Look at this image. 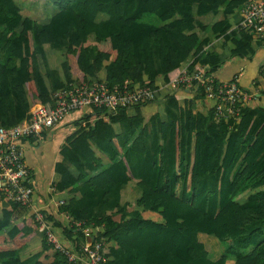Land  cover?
<instances>
[{
  "label": "trees",
  "instance_id": "16d2710c",
  "mask_svg": "<svg viewBox=\"0 0 264 264\" xmlns=\"http://www.w3.org/2000/svg\"><path fill=\"white\" fill-rule=\"evenodd\" d=\"M248 1L55 0L58 12L39 25L21 18L12 0H0V127L29 122L31 108L54 107V94L72 84L104 83L113 91L126 82L129 89L157 90L158 77L169 83L168 76L183 68L192 75L200 65L206 74H214L222 63L208 50V36L202 35L225 37L227 17ZM219 12L224 18L211 26L197 20ZM99 14L107 16L104 23H97ZM246 36L232 35L233 55L253 54ZM48 44L65 47L63 81L53 73H39V49ZM178 88L195 91L194 100L201 101L205 113L196 112L191 99L180 105L172 94L165 100L167 121L155 116L146 125L141 109L157 100V92L154 101H141L114 115L91 109L90 118L98 120L67 138L61 150L64 161L55 166L60 177L55 191L70 193L61 209L102 227L106 264H264V113L244 106L238 118L215 123L216 101L207 100L202 88ZM112 124L122 125L125 133L112 135L107 130ZM92 142L109 158L106 167ZM129 180L139 189L131 210L120 204L119 196ZM255 189L243 204L237 202L242 193ZM78 201L83 202L74 213L72 203ZM10 205L12 210L19 206ZM31 220L0 237V264H44L38 255L20 259L37 241ZM56 225L64 239L79 245L80 234L61 222ZM204 236L217 242V258H211ZM42 238L41 253L52 250ZM52 253V262L45 264H71Z\"/></svg>",
  "mask_w": 264,
  "mask_h": 264
},
{
  "label": "crops",
  "instance_id": "0c3cea01",
  "mask_svg": "<svg viewBox=\"0 0 264 264\" xmlns=\"http://www.w3.org/2000/svg\"><path fill=\"white\" fill-rule=\"evenodd\" d=\"M16 6L19 8V15L21 18L30 19L36 22L39 25H45L48 21L58 12V8L55 6V0H12ZM245 6V5H244ZM244 6L236 9L233 15L227 17L229 22V29L226 32V36L220 38H213L211 33L208 35H202V38L208 36L210 42L208 46V50L213 49L221 61L220 67L217 71L212 74L218 81L228 82L233 80L235 77H238L239 87L246 92H252L255 94V100L249 103L246 107L256 109L261 113H264V40H258L255 35L251 33H247L246 38L250 40L251 47L254 52L252 55H233L232 51L234 50L233 44L231 43V37L234 34L235 37H241V32L235 30V26L239 23L242 17V12ZM107 18L106 15L99 14L97 23H104ZM224 18L222 12L217 13L216 15H206L197 20L205 25L211 26L212 24L219 22ZM20 30V27L17 28V32ZM92 37V36H91ZM89 41L92 45L95 44L94 38H90ZM40 53L38 54V69L41 75L43 74H51L57 76L59 80L63 81V74L61 71V65L65 61L64 53L65 47L55 48L52 45H43L39 49ZM185 66V65H183ZM193 69L198 71L200 69L206 71V67H201L200 65H196ZM176 73L178 71H175ZM171 75V74H170ZM169 77V83H164L162 77H158L156 80L157 86V100L152 104H149L141 109L144 123L148 125L151 122L153 117H158L161 122L167 121V110L165 108V100L168 96L174 95L176 97H181L179 100L180 105H183L184 100L191 99L195 102V111L200 113H205L204 108L202 107L201 101H195V91L181 88H173L171 83V78ZM99 79H103V74H98ZM39 106H43L41 104L35 105L30 109L29 115L32 119L33 113L36 108ZM93 115L91 110H84L80 112H73L69 116H67L62 122L58 123L55 127L50 130L43 131L40 135L36 137H32L29 139H25L22 141L23 149H24V161L26 164L28 176L25 182V185L29 187L33 192V200L30 207H22L15 206L12 210L11 203L6 202L0 196V237H5L7 234H11L15 226L23 222L24 220L32 219L33 220V208H38L42 211V213L46 216L47 222L51 230L60 236H63L62 233L57 228L56 222H61L62 225H65V222L62 220L61 211L67 212L73 219L74 214L72 215L61 208L55 207L51 201L54 200H64L67 202L69 200L68 195L70 193L69 190L66 192H57L55 191V182H60V177L55 173V166L57 163H61L64 161L61 156V150L65 146V141L68 137L73 134H76L80 131V129L86 127L87 125L93 124L94 121L98 119H91L90 117ZM100 116L99 118H102ZM229 117H222L219 120H223L227 122ZM218 120V121H219ZM215 123L218 121L213 118ZM26 122V121H23ZM21 122V123H23ZM109 129L112 135L119 136L120 134L125 133L123 130V126L119 124H112L109 126ZM85 128V129H86ZM150 133L152 128H149ZM92 150L95 153V156L102 162V164L106 167L110 164V160L107 156H104L100 152V148L98 144L92 142L91 143ZM67 161V160H66ZM68 165V163H67ZM70 167V166H69ZM238 168V167H237ZM84 173L90 175V171L87 167H84ZM73 174L76 175L74 169ZM56 182V183H57ZM58 182V183H59ZM54 190V191H53ZM128 191H134L135 193H139V189L136 186L135 180H129L123 187L119 188V196H120V204H128L126 202H122L124 198V193ZM257 190H247L242 193L238 198L237 202L243 204L247 197L251 194L256 193ZM89 192L87 191L85 195ZM79 196H76L75 201L78 200ZM85 201V199H84ZM83 201H78L72 203V211L75 213L77 208L80 206V203ZM86 203V201H85ZM65 207V205L63 206ZM11 212V213H9ZM115 212V209L106 211L104 215H111ZM5 214H9L10 217L8 219H3ZM145 217L150 218L156 223H162V219L155 214L145 213ZM76 220V219H74ZM83 221V220H78ZM86 221V220H85ZM87 222V221H86ZM35 224V222H34ZM88 225H93V223H88ZM101 227V226H99ZM31 227H27V231L31 230ZM102 229V228H101ZM102 232V230H101ZM100 232V235L102 234ZM35 235L37 236V241L34 245L20 254L21 260H29V258H33L38 255V262L41 263H51L53 259V250L58 252L56 249L49 250L47 252L41 253V242L43 241L41 233L36 229L34 230ZM100 239V236H99ZM103 242V241H102ZM71 242L66 240L65 245H70ZM212 244V243H211ZM222 246V250H223ZM62 255L60 252H58ZM64 256V255H62ZM65 257V256H64ZM66 258V257H65ZM67 260V258H66ZM68 261V260H67ZM69 262V261H68ZM70 263V262H69ZM234 262H228V264H233ZM68 264V263H67Z\"/></svg>",
  "mask_w": 264,
  "mask_h": 264
},
{
  "label": "built area",
  "instance_id": "2783aa9c",
  "mask_svg": "<svg viewBox=\"0 0 264 264\" xmlns=\"http://www.w3.org/2000/svg\"><path fill=\"white\" fill-rule=\"evenodd\" d=\"M235 30L251 33L258 40H264V0H249L245 4ZM171 83L173 88L181 85L186 88H202L207 100L216 101V120L222 117L238 118L241 109L255 100L254 93L243 91L239 87L238 77L228 82L218 81L202 69L189 75L186 68H183ZM156 92L157 90L147 86L129 89L126 82L121 89L113 91L108 90L104 83L72 84L54 94V107H37L29 122L19 123L12 128L0 127V196L6 202L22 207H30L32 204L33 192L25 185L28 172L24 161L23 140L52 129L73 112L99 109L114 115L119 110L138 105L141 101H154ZM51 203L58 208L65 205L64 200H54ZM32 212L37 230L46 243L64 255L71 264H106L102 253L105 245L99 239L102 227L74 220L67 212L61 211L60 216L66 229L80 234L82 238L79 245L72 242L65 245L66 239L51 230L42 211L33 208Z\"/></svg>",
  "mask_w": 264,
  "mask_h": 264
},
{
  "label": "rangeland",
  "instance_id": "374dc122",
  "mask_svg": "<svg viewBox=\"0 0 264 264\" xmlns=\"http://www.w3.org/2000/svg\"><path fill=\"white\" fill-rule=\"evenodd\" d=\"M195 70L196 69H194L192 71V73L195 72ZM177 74H178V72L177 73L176 72L171 73L170 78L173 80L177 76ZM176 98L178 100H181L182 99L181 97H179V98L176 97ZM137 197H138V193H135L134 191H130V192L126 191L124 193V198H123V201L122 202L128 203V205L130 207L129 209L131 210L132 208H134V203H135V200H136ZM201 240L206 244L207 249L209 251H211L210 252L211 258L212 259L217 258V256L219 255V253H220L221 250L219 249L218 244H217V242H215L214 238L209 237V236H204V237L201 238Z\"/></svg>",
  "mask_w": 264,
  "mask_h": 264
}]
</instances>
